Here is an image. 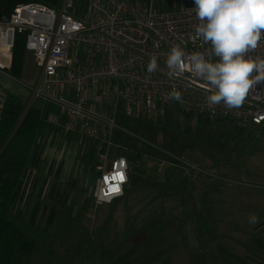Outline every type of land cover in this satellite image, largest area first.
<instances>
[{
    "label": "rangeland",
    "instance_id": "1",
    "mask_svg": "<svg viewBox=\"0 0 264 264\" xmlns=\"http://www.w3.org/2000/svg\"><path fill=\"white\" fill-rule=\"evenodd\" d=\"M153 3L166 11L181 0ZM29 68L27 79L36 84L40 68L34 62ZM34 98L44 118H57L55 130L78 143L80 127L67 128L56 103ZM115 123L109 157L138 161L145 174L128 181L123 198L94 206L87 193L96 171L78 154L75 194L61 204L70 187L57 180L52 210L47 180L34 197L30 175L14 206L20 210L22 200L28 206L20 220L35 243L28 264H264V151L254 147V130L213 128L206 115L185 113L175 103L157 118L119 111ZM149 158L167 164L158 170L147 166ZM86 169L90 181L83 178ZM253 214L255 224L249 223Z\"/></svg>",
    "mask_w": 264,
    "mask_h": 264
},
{
    "label": "built area",
    "instance_id": "2",
    "mask_svg": "<svg viewBox=\"0 0 264 264\" xmlns=\"http://www.w3.org/2000/svg\"><path fill=\"white\" fill-rule=\"evenodd\" d=\"M194 6V0H181L178 9L166 11L153 0H61L57 6L32 1L17 4L1 21L0 47L11 51L15 34H24L25 48L41 69L33 94L56 103L65 126H79L88 137L95 158L97 203L109 202L103 200L97 182L121 157H109L119 111L129 117L157 118L165 106L175 103L185 113L206 115L213 128L254 130V147L264 151V81L250 90L241 107L227 109L208 102L210 85L187 66L173 77L167 74L165 61L173 45L188 54L210 47L195 31V12L187 11ZM255 54L264 55V41ZM152 55L158 68L149 73ZM172 90L181 93L182 102L169 99ZM166 164L147 159V166L158 170Z\"/></svg>",
    "mask_w": 264,
    "mask_h": 264
},
{
    "label": "clouds",
    "instance_id": "3",
    "mask_svg": "<svg viewBox=\"0 0 264 264\" xmlns=\"http://www.w3.org/2000/svg\"><path fill=\"white\" fill-rule=\"evenodd\" d=\"M194 5L187 11L195 12L199 22L195 31L210 47L188 54L180 45H173L165 61L167 74L173 77L187 66L210 85V104L239 108L250 90L264 81V55L255 54L264 41V0H194ZM157 68V57L152 55L147 71L152 73ZM168 96L182 102L177 90ZM128 181V162L121 156L97 182L103 200L110 202L122 195L123 185ZM257 222L253 214L249 223Z\"/></svg>",
    "mask_w": 264,
    "mask_h": 264
},
{
    "label": "trees",
    "instance_id": "4",
    "mask_svg": "<svg viewBox=\"0 0 264 264\" xmlns=\"http://www.w3.org/2000/svg\"><path fill=\"white\" fill-rule=\"evenodd\" d=\"M42 1L57 6L61 0H0V22L19 3ZM25 35L16 33L11 48V72L21 76L26 57ZM45 122L41 110L21 97L0 95V264H28L34 239L20 222L23 211L14 210L33 161L39 131ZM15 211V212H14Z\"/></svg>",
    "mask_w": 264,
    "mask_h": 264
},
{
    "label": "crops",
    "instance_id": "5",
    "mask_svg": "<svg viewBox=\"0 0 264 264\" xmlns=\"http://www.w3.org/2000/svg\"><path fill=\"white\" fill-rule=\"evenodd\" d=\"M0 27H1V22H0ZM25 62L23 65V69L21 71V76L14 75L10 69L11 51L6 52L0 47V95L5 92H9L21 97L27 104H32L36 106L35 103H31V101H35L34 97L36 96L33 94V87L37 84L40 78L41 69L39 70V75L36 84H33L30 79H27V77L31 73L29 66H32L33 62L37 65L35 57L31 52L28 53L26 51ZM36 107L40 109L39 106ZM45 117L46 118L44 123H46V125L48 124V126L51 128H45L43 130L41 129L42 131H39L38 141L34 148V154H33L34 159L29 165L30 171L28 177L30 175L32 176L33 174L30 192L33 193L34 197L36 193L40 191L39 189L40 186L43 185L42 183L43 180H47V184L50 187L48 195L50 196L49 198L51 199L50 200L51 206L49 208L50 210H52L58 198L57 185H56L57 180H62V181L65 180L64 181L65 185L63 187L64 188L66 186L70 187L68 194L65 195L66 197L65 201H63L61 204H64L66 202L70 194H72V196H74L75 194L74 188H72L73 186L71 187V180L74 178V173H75L74 169L76 163L74 162V159L78 156V154L85 155V159L87 160V166L89 165L90 170L92 168L95 170V158L93 157L94 153L90 149L89 139L87 140V138L83 135L81 131H79L81 135L80 140L78 141V143H76L73 140H69L65 138V136L63 134H60L57 131V129L55 130V126L57 127L56 125L57 118L55 116L48 115ZM78 144H80V147L78 146ZM89 161H91V164H89ZM131 161L132 163L138 162L133 160ZM83 178H87L89 179V181L91 180V173H89L87 169L85 171V174H83ZM94 180L95 177L92 179V183L90 182V188L87 193L88 197L93 196ZM84 181L85 180H83V182ZM54 190L55 192H53ZM125 194H126V185L124 189V194L116 199L119 200L123 198ZM21 202L22 205L20 209L24 211L27 209L28 206L26 207V205H24L25 201L22 200ZM94 202H95L94 206H98L99 204H101V203H97L95 199ZM41 209L42 207L35 209L37 214H40ZM29 210H31V207H29ZM29 225L31 226L30 223ZM44 229L46 228L44 227Z\"/></svg>",
    "mask_w": 264,
    "mask_h": 264
},
{
    "label": "water",
    "instance_id": "6",
    "mask_svg": "<svg viewBox=\"0 0 264 264\" xmlns=\"http://www.w3.org/2000/svg\"><path fill=\"white\" fill-rule=\"evenodd\" d=\"M145 172L146 168L139 162L131 163L129 168V182L134 183L137 179L140 178V176L145 174Z\"/></svg>",
    "mask_w": 264,
    "mask_h": 264
}]
</instances>
